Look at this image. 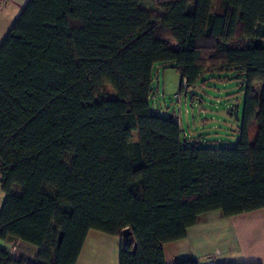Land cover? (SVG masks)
Segmentation results:
<instances>
[{"label":"trees","instance_id":"trees-1","mask_svg":"<svg viewBox=\"0 0 264 264\" xmlns=\"http://www.w3.org/2000/svg\"><path fill=\"white\" fill-rule=\"evenodd\" d=\"M167 65L180 91L208 68L243 82L233 147L152 111ZM0 186L2 241L37 249L0 264H76L89 231L124 230L118 264H165L202 216L264 210V0H28L0 44Z\"/></svg>","mask_w":264,"mask_h":264},{"label":"rangeland","instance_id":"rangeland-1","mask_svg":"<svg viewBox=\"0 0 264 264\" xmlns=\"http://www.w3.org/2000/svg\"><path fill=\"white\" fill-rule=\"evenodd\" d=\"M243 82L231 72H213L208 68L195 85L189 90L180 91V77L170 65L156 67L152 75V93L150 106L152 111L162 117L174 118L182 132V140L187 145L201 147L227 148L233 147L238 139L245 99ZM106 96H111L109 88L104 89ZM184 137V138H183ZM137 141V135H133ZM5 195L0 186V210ZM207 216H202L205 220ZM216 228V229H215ZM98 234L99 237L93 236ZM220 232L216 226L207 224V228L198 236L203 245L195 249L212 250L220 247ZM220 239H222L220 237ZM215 240L213 242H209ZM196 241L194 240L193 243ZM120 239L92 231L86 245L84 255L78 264H118ZM9 251L15 248L14 256L36 261L37 249L27 244L8 241L0 245ZM185 251L189 247H184ZM223 249V248H222Z\"/></svg>","mask_w":264,"mask_h":264},{"label":"crops","instance_id":"crops-1","mask_svg":"<svg viewBox=\"0 0 264 264\" xmlns=\"http://www.w3.org/2000/svg\"><path fill=\"white\" fill-rule=\"evenodd\" d=\"M27 2L28 0L0 2V44ZM204 216L208 218L201 220V217L198 223L187 231L185 239L164 246L165 264H174L180 256H192L199 261V264L205 262L214 264H264V210L231 218H225L219 212ZM207 224L217 227L222 238H218L221 245L220 247L213 245L215 247L212 250L200 253L202 251L195 248L203 245L201 241H198V236L202 235ZM91 232L89 231L87 234L76 264L84 255ZM93 236L99 237L98 234H93ZM194 240L195 243H193ZM213 241L215 240L209 242ZM184 247H189V250L185 251Z\"/></svg>","mask_w":264,"mask_h":264},{"label":"water","instance_id":"water-1","mask_svg":"<svg viewBox=\"0 0 264 264\" xmlns=\"http://www.w3.org/2000/svg\"><path fill=\"white\" fill-rule=\"evenodd\" d=\"M131 232L129 230H124L122 233H121V242L123 244L124 247L126 248H129L131 247L132 245V242H131ZM136 250V246L134 245L133 246V251Z\"/></svg>","mask_w":264,"mask_h":264},{"label":"built area","instance_id":"built-area-1","mask_svg":"<svg viewBox=\"0 0 264 264\" xmlns=\"http://www.w3.org/2000/svg\"><path fill=\"white\" fill-rule=\"evenodd\" d=\"M7 1H9V0H0V2H2V3H5V2H7ZM184 85H185V84H184ZM2 243H3V241H2V239H1V228H0V245H1ZM0 249H1V248H0ZM8 252H9L10 256H11L13 259H15L16 261L19 260L18 257L14 256L15 248H11ZM203 264H214V263H212V262H205V263H203Z\"/></svg>","mask_w":264,"mask_h":264}]
</instances>
